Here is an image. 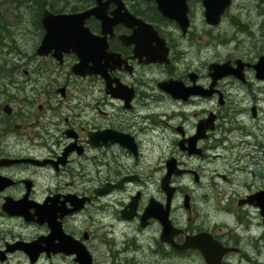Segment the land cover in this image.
<instances>
[{
  "label": "flooded vegetation",
  "instance_id": "af4514ba",
  "mask_svg": "<svg viewBox=\"0 0 264 264\" xmlns=\"http://www.w3.org/2000/svg\"><path fill=\"white\" fill-rule=\"evenodd\" d=\"M208 1L73 0V8L62 10L41 3L29 30L34 46L21 50L11 66L14 74L24 73L26 91H0V98L8 97L0 102V161H14L0 164V264H17L19 256L26 264H82V254L90 264H208L200 249L180 248L203 233L227 249L221 264L255 263L253 211L260 210L249 200L255 187L233 194L234 207L215 221L204 215L197 195L221 186L217 179L229 181L228 171H254L241 151L232 152L227 172L219 171L215 160L223 155L212 149L240 129L247 145L252 131L242 119L248 113L253 121L261 118L264 101V91L262 97L255 93L264 80L252 66L261 55L238 43L256 35L243 14L244 0H230L218 24L208 22ZM98 6L110 22L85 20L89 51H67L58 43L39 54L45 11L82 13ZM258 30L264 41V22ZM240 60L242 79L215 81L211 65L237 69ZM210 117L214 128L203 134ZM7 202L21 204L28 218L10 214ZM34 242L40 249L34 263L26 250L13 248ZM145 252L152 257L144 262Z\"/></svg>",
  "mask_w": 264,
  "mask_h": 264
},
{
  "label": "rangeland",
  "instance_id": "374dc122",
  "mask_svg": "<svg viewBox=\"0 0 264 264\" xmlns=\"http://www.w3.org/2000/svg\"><path fill=\"white\" fill-rule=\"evenodd\" d=\"M40 1L43 2V0ZM72 1L73 0H51L50 2L56 3L54 5L56 10H62L65 7L73 8L71 3ZM244 3L247 6L248 13L245 12L243 14L255 24L254 29L256 35L253 40L245 37L242 38V40H239L238 43L242 45V51L245 50V46L248 47V49L251 47L253 56H262L264 55V41L260 40L259 38L261 33L258 28L259 24L264 22V0L263 4L261 5L260 0H244ZM260 8H262V15L259 14ZM234 12L237 11L234 10ZM0 17L3 19L5 26L10 29L9 31L3 33L2 36H4V39L2 42H0V91H26L25 89L27 85L25 83L26 77L24 76V73L21 74L16 71L14 74L13 67L11 66H13L12 63L15 62L13 58L15 57V59H17L21 50L31 52L34 46L35 36L33 38L30 36V34H33L34 32L29 30H32L33 28L31 24L38 23V10L34 4H23L21 0H0ZM227 29L229 30V34L233 32V29H230L229 26ZM13 33H15V35H12ZM15 40L16 44L14 43ZM3 43H5L4 46H2ZM234 46L235 45H232V48H229V50H232ZM239 49L240 46L234 48L233 51H238ZM223 50L225 53L228 52L227 48ZM16 63L17 65L21 66L20 63ZM23 68L24 67L22 66L21 69ZM263 88L264 84L257 83L255 85L256 96L262 97L261 91H264ZM234 92L235 91H232V93ZM244 92L245 91H241L242 96H244ZM7 100L8 97L6 95L1 96L0 98L1 103H6L8 102ZM235 100L236 97L235 94H233V103ZM261 104V118L253 121L248 113V115L244 116L242 119L245 126H247L252 131L251 134L248 133V135H246L247 137L244 138L247 140V145L241 144L242 140L240 139L242 132L240 129L235 130L233 133V139L231 141H226L217 149H212L216 155H218V153H222L223 155V160L221 157V160H215V164L221 166V168L219 167V171L227 172V169L232 167L234 162V155L232 152L237 151H241L244 154L246 153L245 157L248 158L247 160L249 161V167H251V169L254 171L251 173L240 172L238 174L236 173V175L230 174L228 171V175L230 177L232 176L229 181H221L217 179L221 186L217 187L216 189L209 185L206 188L198 190L197 195L199 203L205 204V208L202 209V211L204 210V215L207 216V219L214 221L224 219L225 215L221 211L223 209L230 210L232 207H234L235 202L231 201V199H237L236 195L245 193L248 189V186L255 187L256 191H259L258 187H264V101L261 102ZM242 105L245 108H249V103L247 102L242 103ZM243 107L241 106V109ZM228 127L235 128L236 124H229ZM208 168L210 172L213 168L212 164H210ZM231 173H235V170L233 169ZM204 193L208 194L207 201L202 199V194ZM253 213L255 227L254 230L256 234V252L254 256L255 263L257 262L264 264V236H262V233L264 232L263 219L258 210H254ZM250 256L252 258V253H250ZM151 257V255L145 252L142 254L141 260H144L145 262ZM27 262L28 259L26 256H19L16 258L17 264H26ZM162 264L168 263L164 262Z\"/></svg>",
  "mask_w": 264,
  "mask_h": 264
},
{
  "label": "water",
  "instance_id": "95a60500",
  "mask_svg": "<svg viewBox=\"0 0 264 264\" xmlns=\"http://www.w3.org/2000/svg\"><path fill=\"white\" fill-rule=\"evenodd\" d=\"M100 1V0H98ZM160 2L162 0H159ZM222 3L220 5H216L217 0H210L207 4V19L211 24H218L221 18V15L225 12L227 7L230 5V0H221ZM164 13H167L165 7L161 6ZM90 16H96L101 20L103 25H108L110 22V18L107 17L105 12L101 11V6L93 8L89 11L82 13H59L55 14L50 10L44 12L42 16V22L47 29V35L39 47V54L44 55L51 50L53 47H57L56 44L60 43L59 48H65V50L69 51L70 49L77 48L79 50L85 49L89 51L91 46L88 42L85 41L83 34L87 30L84 27L85 20ZM75 35L79 36V39L75 38ZM78 41V42H77ZM245 64L240 60L239 68L234 69L231 68L230 64H213L210 67V71L212 72V76L215 81L224 78L228 75H235L239 78H243V68ZM256 71V77L260 80H264V55H262L258 62L252 65ZM214 117H210L207 122L202 124V132H205L208 129L214 128ZM196 147V143L191 144V150ZM13 160L2 159L0 164L8 165L13 163ZM182 171L177 172L180 174ZM4 179L0 176V184L4 183ZM168 185V182H166ZM250 202L254 203L255 206L260 210V214L263 219L264 224V190H260L255 194L249 197ZM4 208L10 214L23 215L28 218V215L23 212V208L21 204L16 202H7ZM40 215V214H38ZM197 248L200 249L207 261L208 264H221L222 256L225 254L227 249L222 248V246L215 242L210 234H200L197 236H192L186 240V242L180 248ZM14 249L20 248L26 250L29 254V258L32 263L36 262L39 258L40 249L36 242L28 244V243H18L14 247ZM80 260L82 264H90V260H86L85 255H80Z\"/></svg>",
  "mask_w": 264,
  "mask_h": 264
},
{
  "label": "trees",
  "instance_id": "16d2710c",
  "mask_svg": "<svg viewBox=\"0 0 264 264\" xmlns=\"http://www.w3.org/2000/svg\"><path fill=\"white\" fill-rule=\"evenodd\" d=\"M44 2H47V4L46 5H49V4H51V0H43ZM21 2L23 3V4H34V6L36 7V9L38 10V15L40 14V12L42 11V9H43V5L42 4H40V3H42L40 0H21ZM40 4V5H39ZM39 5V6H38ZM53 7V9H55V6L53 5L52 6ZM0 42H2V40L4 39V36H2L3 35V33H5V32H7V31H9L10 29H8L7 27H5V23L3 22V19L0 17ZM2 26V27H1ZM4 26V27H3ZM8 30H7V29ZM5 45V43H3V45L2 46H4Z\"/></svg>",
  "mask_w": 264,
  "mask_h": 264
},
{
  "label": "bare ground",
  "instance_id": "6f19581e",
  "mask_svg": "<svg viewBox=\"0 0 264 264\" xmlns=\"http://www.w3.org/2000/svg\"><path fill=\"white\" fill-rule=\"evenodd\" d=\"M0 24H1V23H0ZM1 27H2V26H1ZM3 27H4V26H3ZM5 27H6V26H5ZM6 29H7V28H6ZM8 29H9V28H8ZM8 29H7V30H8ZM11 29H12V28H11ZM12 35H15V33H13ZM12 35H11V36H12ZM12 38H14V37H12ZM3 67H5V66H3ZM1 69H2V68H1ZM4 71H5V69H4ZM1 75H3V74H1ZM259 261H260V260H259Z\"/></svg>",
  "mask_w": 264,
  "mask_h": 264
}]
</instances>
